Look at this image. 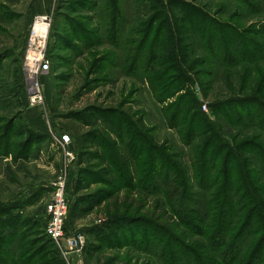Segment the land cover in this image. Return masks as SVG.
Listing matches in <instances>:
<instances>
[{"label": "trees", "instance_id": "obj_1", "mask_svg": "<svg viewBox=\"0 0 264 264\" xmlns=\"http://www.w3.org/2000/svg\"><path fill=\"white\" fill-rule=\"evenodd\" d=\"M126 4L142 9L129 28ZM263 11L264 0H220L214 11L196 0H57L49 42L55 36L69 52L58 59L90 57L76 97L112 81L109 69L134 80L119 101L69 112L80 121L68 122L77 155L71 209L98 206L105 218L83 232L85 254L123 252L122 264L131 253L155 256L152 264H264V21L243 23ZM8 53L0 49V159L17 162L44 134L20 117L18 68L11 85L2 75ZM195 83L213 95L211 114ZM136 84L162 104L189 164L180 145L151 133L145 109L126 106ZM18 202L0 204V264H63L40 221L23 213L28 201Z\"/></svg>", "mask_w": 264, "mask_h": 264}, {"label": "rangeland", "instance_id": "obj_2", "mask_svg": "<svg viewBox=\"0 0 264 264\" xmlns=\"http://www.w3.org/2000/svg\"><path fill=\"white\" fill-rule=\"evenodd\" d=\"M196 2L204 3L209 6L210 10L214 11L220 0H196ZM56 5L57 0H0V49L9 52V56L3 61L4 66H7L2 75L6 78L5 82L11 85L14 79L9 72H13L18 68L19 84L16 85L19 86H17L18 92H16V97H18L21 103L23 113L25 112V114L20 117H28V115H31L28 114L27 111H32L33 117H41L40 128L33 127V129L44 134V136H41V139L35 142V148L32 150L27 160L12 162L10 157L0 159V204L12 203L13 201L18 202V199L23 201L26 200V202L28 201V205H23V213L33 219L39 220L42 231H44L47 221L45 204L51 192L50 183L60 176V174L66 172L67 187L65 194L68 197L69 204V213L66 219V231L68 233H83L91 226L102 223L105 218H103L104 216H98V210L100 209L98 206H95L90 210H84L87 207L85 204L83 206L79 205L75 210H73V208L71 209L73 201L72 192L74 188L72 182L75 176L72 173V169L74 167V162L77 161V155L76 151H74L75 148L72 139L69 146L74 149V159L71 160L68 168L65 169V154L57 141V136L68 132L72 135V138L74 137V132L68 125V122L79 124L80 121L77 119H71L69 112L79 111L85 106L90 104H100L103 103V101L107 105L119 101L121 91L123 90L127 95V92L130 91V83L134 80L133 78L129 79L128 77L121 75L117 72V69L111 70L108 68L111 74L110 77L111 79L113 78L112 81L102 82L101 84L92 86L90 89L85 90L82 94L76 97L75 91L78 90L82 84L83 73L90 57L88 58L86 53L78 57L70 56L72 64H65L58 59L59 57L67 59L66 57L69 52L62 48L60 41H57L55 36L51 39L52 44L49 42V39L52 36V23L54 14L56 13ZM126 5L125 28H129L135 24L134 18L137 15L138 10L142 11V9L136 10L135 4H133V6L131 4ZM230 9L231 7L228 6L227 11ZM58 12L60 15L72 16L70 13L64 12L63 10H58ZM39 13L52 14V28L50 27L49 29L46 48V55L48 56V51L51 57L48 56L50 62L48 73L40 78V84L42 86V102L37 106H32L29 104L26 91L27 85L22 68V55L23 45L32 22V17ZM75 14L77 15L78 13H73L76 18ZM79 14L89 13L84 11ZM225 14L226 11L220 13L219 16L224 17ZM2 16L4 18H2ZM61 19L64 21L62 16ZM255 20L264 21V11L261 15L253 17L252 20L244 18L243 23L247 24L250 21ZM59 33L61 32L59 31ZM107 47L109 46L105 45L101 48L106 49ZM58 74H66L68 76L65 78L52 77ZM136 86L139 90L130 94L128 101H131V104L127 103L126 106L132 107V110L138 108L145 109L147 114V124L154 127V130H151V133L156 136L158 141H163L165 139L172 140L174 143L180 145L184 153L183 160L185 163L189 164L190 159L188 148L181 144L176 130L168 128L164 123L161 113L162 104L152 98L146 86L142 87L139 84H136ZM193 88L195 89L196 96L200 102L201 110L211 114L208 102L213 100V95L211 97L210 95L207 96L205 90H203V88L197 83H195ZM215 90H221V95L226 91V89H223V85L220 82L215 84ZM12 92H10L9 95H11V100L16 105L17 98H15V93ZM3 93L5 95V89ZM110 93L111 95H109ZM167 102L169 101L167 100L164 103ZM202 103L206 104V110L202 109ZM54 111H56V115H54ZM4 113L5 112L0 111V115H3ZM15 113H17L16 110ZM20 123L21 122L19 121V124ZM95 187L96 186H91V190ZM18 203L22 206L20 202ZM83 234L87 241L88 236L85 233ZM86 241L81 253V258L84 264H103L106 262H110L111 264L123 263L124 260L121 257L123 252L105 250L95 256L85 254L84 249ZM113 257H115V260L112 261L111 259H113ZM130 257L132 258V264H141L142 262L147 261H149L150 264L159 263L156 261L155 256L131 253Z\"/></svg>", "mask_w": 264, "mask_h": 264}, {"label": "built area", "instance_id": "obj_3", "mask_svg": "<svg viewBox=\"0 0 264 264\" xmlns=\"http://www.w3.org/2000/svg\"><path fill=\"white\" fill-rule=\"evenodd\" d=\"M51 16V13H39L32 17L23 45L22 68L27 85L28 101L32 106H37L42 102L40 78L48 73L50 66L46 48L52 21ZM202 109L206 110L205 103H202ZM57 141L65 154L64 168L66 169L74 159V151L69 146L70 135L62 133L57 136ZM65 173L60 174L50 183L51 192L45 204L47 221L44 233L53 243L64 264H84L81 253L86 241L85 235L83 233H68L65 230L69 207L65 194L67 187Z\"/></svg>", "mask_w": 264, "mask_h": 264}, {"label": "crops", "instance_id": "obj_4", "mask_svg": "<svg viewBox=\"0 0 264 264\" xmlns=\"http://www.w3.org/2000/svg\"><path fill=\"white\" fill-rule=\"evenodd\" d=\"M27 112H28V114H31V115H28V117H25V119L29 123V125L34 127V128H40V126H41L40 125L41 124V122H40L41 117H33L32 111H27Z\"/></svg>", "mask_w": 264, "mask_h": 264}]
</instances>
